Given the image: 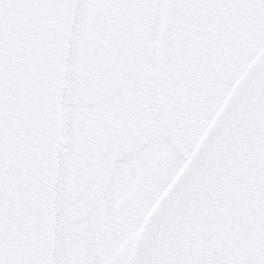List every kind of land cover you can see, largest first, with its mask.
Instances as JSON below:
<instances>
[{
	"label": "snow or ice",
	"instance_id": "6c2138e0",
	"mask_svg": "<svg viewBox=\"0 0 264 264\" xmlns=\"http://www.w3.org/2000/svg\"><path fill=\"white\" fill-rule=\"evenodd\" d=\"M0 264H264V0H0Z\"/></svg>",
	"mask_w": 264,
	"mask_h": 264
}]
</instances>
